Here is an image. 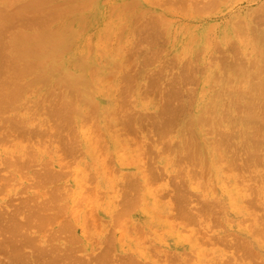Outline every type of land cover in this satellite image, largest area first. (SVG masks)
<instances>
[{
  "label": "rangeland",
  "instance_id": "1",
  "mask_svg": "<svg viewBox=\"0 0 264 264\" xmlns=\"http://www.w3.org/2000/svg\"><path fill=\"white\" fill-rule=\"evenodd\" d=\"M0 78L1 246L264 264V0H0Z\"/></svg>",
  "mask_w": 264,
  "mask_h": 264
},
{
  "label": "bare ground",
  "instance_id": "2",
  "mask_svg": "<svg viewBox=\"0 0 264 264\" xmlns=\"http://www.w3.org/2000/svg\"><path fill=\"white\" fill-rule=\"evenodd\" d=\"M38 37V36H37ZM37 37L35 38H33V39H37ZM39 38V37H38ZM31 40V39H30ZM47 40V39H46ZM45 39L44 40H42V41H40V43H38V44H36V45H29V46H25V47H23L24 48V51H30V50H33V51H35L34 49H38V52H41L42 50H41V48H44L43 50H44V54H45V46L48 44V41H46ZM26 41H27V39H26ZM28 42V41H27ZM39 42V41H38ZM47 42V43H46ZM26 45V44H25ZM55 46V45H54ZM54 46H52V47H54ZM20 47V46H19ZM21 49V48H20ZM19 49V50H20ZM48 49H51V48H48ZM16 50H18V47H17V49ZM39 50H41V51H39ZM23 51V49H21V51L20 52H22ZM20 52H19V54H15L16 56L18 55V56H21V54H20ZM36 52V51H35ZM34 52V53H35ZM38 52H36V53H38ZM31 53V52H30ZM52 54V53H51ZM50 54V55H51ZM41 55V54H40ZM46 55V54H45ZM14 56V55H13ZM22 56H23V54H22ZM20 57V60L24 57ZM32 56H35V55H32ZM48 56V55H47ZM15 57V56H14ZM14 57H11V59L13 58L14 60H18L19 59V57L18 58H14ZM25 58V57H24ZM30 58V57H29ZM9 61V60H8ZM7 61V62H8ZM11 61V60H10ZM13 61V60H12ZM14 62V61H13ZM19 62V61H18ZM16 63V62H15ZM9 64V63H8ZM11 64V63H10ZM14 65H17V64H14ZM13 64L12 65H10L11 67H13V69L14 70H17L19 67H17V69H16V67L14 66ZM6 66H9V65H6ZM5 66V67H6ZM32 67H34V66H32ZM11 70V71H13V69H11L10 67H7V68H5V69H7V71L9 72V69ZM31 68V67H30ZM29 69V68H28ZM4 70V69H3ZM5 72H6V70H5ZM7 72V73H8ZM18 72V71H17ZM3 74V73H2ZM8 74H10V73H8ZM18 74V73H17ZM4 75V74H3ZM7 75V74H6ZM1 77H3V76H1ZM8 77V76H7ZM17 77H19V76H17ZM1 79V78H0ZM3 80V79H2ZM9 80V79H8ZM13 80V79H12ZM6 81V80H5ZM5 81H3V82H5ZM10 81V80H9ZM8 81V82H9ZM10 82H12V81H10ZM5 84V83H4ZM2 85V84H1ZM7 85V84H6ZM4 87V86H3ZM2 87V88H3ZM4 88H7V86H5ZM2 91H3V89H2ZM1 91V92H2ZM4 91H5V89H4ZM6 91H7V89H6ZM2 97V96H1ZM3 99V98H2ZM2 101V100H1ZM2 214V213H1ZM5 214V213H4ZM3 215V214H2ZM6 215V214H5ZM8 215V214H7ZM4 216V215H3ZM14 216V215H13ZM15 216H17V215H15ZM1 217V216H0ZM5 217V216H4ZM8 217V216H7ZM10 217V216H9ZM12 217V216H11ZM29 217V216H28ZM11 219V218H10ZM30 219V218H29ZM4 220H5V218H4ZM6 221V220H5ZM27 222V221H26ZM30 222V221H29ZM22 223H24V222H22ZM28 223V222H27ZM9 224V223H8ZM7 224V225H8ZM11 224V223H10ZM4 225H6V224H4ZM15 226V225H14ZM29 226H31V225H29ZM5 227H7V226H5ZM12 227V226H11ZM14 228V227H13ZM23 228V227H22ZM28 228H30V227H28ZM27 228V229H28ZM7 230H9V228H6ZM11 229V228H10ZM19 229V228H18ZM25 229V228H24ZM1 230V229H0ZM5 229H3V231H4ZM6 230V231H7ZM20 230V229H19ZM2 231V232H3ZM11 231V230H10ZM13 231H15V230H13ZM26 231V230H25ZM1 231H0V233H2ZM15 234V233H14ZM18 234V233H17ZM23 234V233H22ZM12 236H14L13 234H12ZM19 236H21V234L19 235ZM24 236V235H23ZM23 236H21V240L20 241H23L22 240V237ZM5 238V237H4ZM10 238H15V241H16V243H14L13 241V244H15V246L14 245H12L11 246V243H8V242H10V241H6V239H5V241L6 242H3L2 243V245L4 246V245H6V244H10V245H8V247H10V249L13 247V250L12 251H10V250H8L7 249V251H4V250H6V248H2L3 246H1L0 245V250L1 249H3V251L2 252H0L1 254V256H3V258L5 257L6 259L5 260H7L6 261V263H10V264H20L21 262L24 264V262L26 263L27 261H24L28 256L27 255H25V253H27L26 251H25V253H24V251L22 250V248H23V243L21 244V246H20V244H18L19 243V239H18V241H17V239L16 238H18V236L15 234V236L14 237H11L10 236ZM24 238V237H23ZM3 241V239L1 240V242ZM0 242V243H1ZM25 240H24V244H25ZM27 244V243H26ZM5 247V246H4ZM6 247H7V245H6ZM7 247V248H8ZM26 247V246H25ZM41 254V253H40ZM2 258V259H3ZM38 258V257H37ZM40 258H41V256H40ZM28 259V258H27ZM34 259H36V258H34ZM62 259V258H61ZM64 259V258H63ZM128 259V258H127ZM29 260V259H28ZM130 261H128V263L129 262H131V260L132 259H129ZM30 261V260H29ZM29 261H28V263H29ZM39 261H40V259H39ZM58 262H60L59 260H57ZM64 261V260H63ZM101 261V260H100ZM0 262H1V260H0ZM3 262H5L4 260H3ZM66 262V261H65ZM132 262H134V259H133V261ZM136 262H137V260H136ZM2 263V262H1ZM0 263V264H1ZM8 263V264H9ZM21 263V264H22ZM28 263H26V264H28ZM112 263V262H111ZM117 263V262H116ZM30 264H32L31 262H30ZM38 264V263H37ZM124 264V263H123ZM129 264H131V263H129ZM133 264V263H132ZM136 264V263H135Z\"/></svg>",
  "mask_w": 264,
  "mask_h": 264
}]
</instances>
